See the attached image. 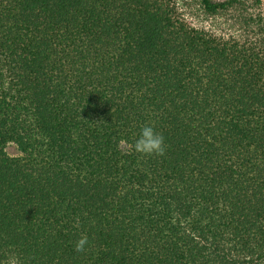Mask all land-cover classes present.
I'll return each mask as SVG.
<instances>
[{
    "label": "trees",
    "instance_id": "16d2710c",
    "mask_svg": "<svg viewBox=\"0 0 264 264\" xmlns=\"http://www.w3.org/2000/svg\"><path fill=\"white\" fill-rule=\"evenodd\" d=\"M197 1L236 33L170 0H0V264H264L261 3Z\"/></svg>",
    "mask_w": 264,
    "mask_h": 264
},
{
    "label": "rangeland",
    "instance_id": "374dc122",
    "mask_svg": "<svg viewBox=\"0 0 264 264\" xmlns=\"http://www.w3.org/2000/svg\"><path fill=\"white\" fill-rule=\"evenodd\" d=\"M173 5H175L178 9L179 15H182L184 19L193 24L194 27L204 28L207 30L217 31L220 29L219 33H225L223 35H234L236 33V29L232 28L230 19L227 17H209L202 11L200 3L197 0H170ZM255 1V0H252ZM261 3V13L264 17V0H259ZM229 20V21H226ZM227 23V25H222L223 23ZM9 153L12 156H17L18 152L14 146L9 147Z\"/></svg>",
    "mask_w": 264,
    "mask_h": 264
},
{
    "label": "clouds",
    "instance_id": "9594fccd",
    "mask_svg": "<svg viewBox=\"0 0 264 264\" xmlns=\"http://www.w3.org/2000/svg\"><path fill=\"white\" fill-rule=\"evenodd\" d=\"M135 149L138 153L144 155H164V137L153 126L145 125L140 130L139 138L135 142ZM87 244L88 239L84 236L77 242L76 250L85 251Z\"/></svg>",
    "mask_w": 264,
    "mask_h": 264
}]
</instances>
